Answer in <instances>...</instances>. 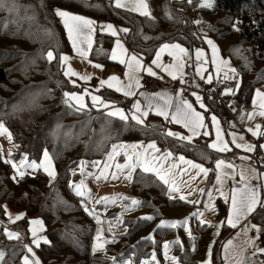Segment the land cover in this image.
<instances>
[{"label": "trees", "instance_id": "1", "mask_svg": "<svg viewBox=\"0 0 264 264\" xmlns=\"http://www.w3.org/2000/svg\"><path fill=\"white\" fill-rule=\"evenodd\" d=\"M151 1L155 18L116 8L113 0H5L0 7V123L11 133L12 145L21 147L30 161L39 160L41 153L48 151L56 172L53 182L37 171L34 177H23L15 184L10 165L0 159V220H4L2 204L25 216L21 223L23 228L18 230L22 241H6L13 244L10 257L14 263L8 257L1 264H21L15 257L24 252L27 220L37 217L44 224L48 240L47 245L37 250L42 264H123L128 259H133V264H141L152 255V240L156 242V250L161 251L164 231H156L152 238L151 227L142 233L141 228L152 224L158 214L163 215L160 204L167 200L166 186L150 173L135 170L129 182L133 193L130 197L142 203L141 207L147 204L153 210H149L152 216L136 208L132 219L123 218L122 226L128 230L127 234L107 241L104 254L108 258L92 253L96 232L94 218L84 212L83 200L70 184H78L80 173L76 170L79 167L103 163L119 143L154 142L208 169L209 181L213 179L212 165L218 158L228 162L234 157L212 152L205 140L193 144L173 140L166 135L162 121L152 116L139 125L92 107L78 111L64 102V93L81 92L84 87L72 84L63 74L60 57L70 55L71 49L61 21L56 19L57 8L89 17L98 24H114L117 30L127 29L119 34L127 52L146 62L164 44H178L192 52L204 49L203 40H211L220 58L228 57L240 78L232 94L234 104H248L256 86L264 84V0H213L211 9L202 10L199 9L201 0ZM199 14L209 27L206 39L195 27ZM96 31L88 58L99 63L104 72L110 68L121 72L123 68L108 59L113 38ZM49 51L55 56L51 62L47 59ZM208 87L210 85L200 86L201 90ZM97 96L116 106H126L118 95L105 88L98 91ZM201 97L206 123L210 115L216 116L223 125L229 121L231 116L226 110ZM259 146L258 143L257 157ZM226 207L222 206L223 216H226ZM263 219L264 207L260 206L251 220L260 226ZM205 230L208 231L206 227L197 229L198 233L191 231L190 239L179 236L182 246L177 245L174 251L180 264H199L204 258L210 240L209 236L202 255L200 235ZM147 231L148 235H143ZM233 232L224 223L219 240L211 249L210 264H222L220 248ZM130 240L134 241L133 247L129 246ZM117 246H126L128 250L115 254L112 248ZM157 257L160 258L161 253Z\"/></svg>", "mask_w": 264, "mask_h": 264}, {"label": "rangeland", "instance_id": "2", "mask_svg": "<svg viewBox=\"0 0 264 264\" xmlns=\"http://www.w3.org/2000/svg\"><path fill=\"white\" fill-rule=\"evenodd\" d=\"M115 4V0L113 1ZM144 2L148 5V12L150 15L148 17L155 18L157 15L153 12V7H152V1L151 0H144ZM205 3H207L209 6H203ZM132 4L129 2V7H131ZM213 6V0H201V3L199 5V9H211ZM60 9V8H57ZM56 9V10H57ZM123 11H129L132 14L135 15H140L139 12L136 11H130L126 8H119ZM56 10L55 15H56ZM61 10V9H60ZM63 11V10H62ZM70 13V12H68ZM70 14L72 15H77L71 12ZM80 16V15H78ZM86 19H89V17H84ZM56 19H59L61 21V24L64 27V32L66 34L67 40H68V46H70L71 49V54L67 55L69 57V60L66 64H63L64 67V72L70 67L72 71L76 72L79 74V76H84L87 75L90 77L89 80H82L79 78V76H64L65 78L74 84L84 87V90L81 92L74 91L72 93L66 92L69 94H76V95H83L84 96V103L86 107L84 108H79V106L75 103V101L70 102L72 108L78 109V111H84L88 110L90 107H92L95 110H100L106 111V114L109 112L115 111L117 109L121 110L124 115L127 117V119H121L119 116H112L114 118H120L121 120H128L132 119L131 117L133 116L132 109L123 108L120 105H114L112 103L106 102L104 100H100L101 103H97L95 106H93V101H92V96H97V92L105 88L108 91H112L115 95L119 96V99L124 101V103L132 100L133 104L135 103V97L139 94L141 90V84L143 83V79L145 76L147 77H152V78H159L161 81L164 83H172L173 81L176 82H181V78L179 73L177 74V79L173 80L172 77L165 71H162L161 67H157L155 64H153V60L156 59V55L159 52L160 48L156 51L155 55L152 56V58L146 62L144 59L141 57L137 56V58L140 61L141 67L138 70H130L127 67V64H121L119 63V59H124L126 62L130 60V57L134 54L130 53L128 54L127 51L123 57L120 56V49L116 48V43L119 41V43L123 46V49L126 50L125 45L122 44L120 40V30H117V27L113 24V28L117 31V35H112L107 28L103 27L105 25H108L110 23H97L94 21L93 29L90 33L91 35V41L92 45L91 48H88L87 42H82L80 43L79 47L82 48L84 51L87 52L86 57H81L73 48L72 42L69 40L68 37V32L67 29L64 26V23L62 21V18L56 15ZM91 20V19H89ZM93 21V20H92ZM197 31L201 36H203L205 39L208 38L207 32H208V24L204 21V19L201 17V14L198 15L197 17ZM96 30L100 32H104L105 34L111 36L113 38V43H112V48L109 54L108 59L112 62H117L123 69L121 72H118L116 69H108L107 71L104 72L102 66L94 61H91L88 57L91 54L92 48H93V43H95L96 40ZM89 35L87 29L84 30V33L82 34V39L83 36ZM170 45H176L174 43H171ZM181 46V45H180ZM182 47V46H181ZM187 50V48L182 47ZM116 51L117 53V60L112 59V52ZM197 50H200L203 52V56L199 61L196 60L195 54ZM170 52H174L175 55H182L178 52V50L174 49H167L165 52L161 53V59L160 63L162 66H167V65H174L176 63V60L174 58V55H170ZM188 52V56H182V60L184 63V67L182 69L183 72V77L182 79L188 78L190 79V83L193 84V87L196 89H200L199 93L201 91V84L203 86H207L213 83V80L215 79L216 81L219 79L224 80L226 83H235L236 85L240 84V78L237 76L236 71L232 72L229 69H234V65L230 61L228 57L220 59V61H227L226 65H220V71L217 72V65L215 64H210V58L207 54V52L204 49L198 48L194 49L192 52ZM213 63V62H212ZM95 65H100L101 67H95ZM151 68L152 71L156 75H149L147 69ZM198 69L202 70V75L203 79L201 78V75L197 74ZM172 71H175L173 68ZM126 73L128 75H126ZM227 74V77H226ZM131 75L135 79L131 81L133 83V91L136 93L134 96H125L123 92H118L115 90V85L116 81H111V83L114 85V87L109 88L107 84L101 85V81H109V79L113 76L117 77L119 81L123 84H128L130 81L128 79V76ZM211 76L212 77V82L208 83L207 78ZM139 81V87L135 86V81ZM181 86V84H180ZM259 90L260 92L264 93V84L261 86H256L255 90L252 92L250 100L247 105L245 104H234L232 105L233 112L229 113L231 116L229 121L226 123L221 124L218 118L216 117V120L219 122L218 127L220 129V135L224 141V143L227 144L228 148L230 149L229 151H216L209 147L210 144L217 142L216 141V126L213 125L211 117L213 115L209 116L208 123H206L205 128L199 135L196 137H192L191 144L195 143L197 140H205L207 142L208 148L212 151L217 153L219 156L226 157L233 155L234 159H231L230 161H226L223 158H218V160H224L226 164H232L234 167L233 168H226L223 167L221 169H217L215 167L216 162L214 163L213 166V179L212 181L208 180V173L205 176L203 173H199L197 169H192L189 165L184 164L179 158L182 155H179L177 153H173L169 150H164L162 146H158L154 142H147L146 144L143 143H132V144H121L119 143L118 145L114 146L113 149L115 148V153L113 152V149L111 150L110 154L105 158V161L102 162H93L91 165L87 166L86 168H78L76 172L80 173L79 175V181L78 184L83 180L84 185L86 190H88L91 194V198L87 197H80L83 200V206L85 208V213L89 214L92 218H94L95 225L96 227V232H95V237L93 239V244H92V253H97L100 254L104 258H108L104 254V247L108 244V240H111L110 238L117 237L118 235H121L122 233L128 232L122 226L123 218L125 217L127 219H132L131 214L134 213V210H142L143 212L141 213H146L150 214L149 216H152V213L149 211L151 208L147 204H143V207H141L142 203H139L137 206H133L131 204L132 200H136L135 198L130 197L131 191L129 188V180L125 179L124 177L127 175L128 170H124L123 173H121L117 168L116 165H124L126 164L127 161V156L125 153L127 152L128 154H132V149L130 148H122L120 147L121 145L128 146V145H138L135 149L136 152H144L147 149V145L149 144H155L156 148H158L160 151L155 152L153 149H147L149 153V158H152L153 156L159 157L162 156L164 153L170 152L172 155L171 157L164 161V166L165 168L170 167L172 164L177 165L175 169H173V172L176 173L175 175V180L177 185L180 187V191L173 193L172 198L169 196L168 188L169 185L166 186V191H167V200H163L160 204L161 209L163 210V215L161 216L160 214L157 215V218L155 221H153L152 224H149L148 226L142 227L141 228V233L143 232L144 229H148L151 227V236L152 238L155 237L156 231H164L165 236L163 243L161 245V251H157V245L156 242L152 240V255L149 260H144L142 261L141 264H174L173 258H175L176 264H180L179 261L176 258V253L174 250L177 249L178 246H182L180 242V235H183V238H188L190 239V233L191 231H194L198 233L197 229H203L207 228L205 232H202V241L200 244V249L202 255L204 254L205 251V246L207 244V240H210L207 244L206 251L204 258L201 259L199 264H209V260L211 263V259L209 257V252L211 253L213 249L214 244L219 240V234L221 233V229L224 226V223L221 224V222L225 220V216H223V208L224 204L227 206L228 198L231 194V189H232V182L239 181L238 183H241L243 185L248 184L249 186L257 187L259 185L257 178L254 179H248L246 181L241 180V171H245V174L247 176H251L252 171L254 170L256 174H258L256 170V162L258 161V157L256 153V145H260V149H264V116L260 115L259 113L261 111H264V109L259 108V100L256 96V92ZM202 92V91H201ZM65 94V93H64ZM199 96V95H198ZM98 97V96H97ZM201 97V96H200ZM64 102L66 101V97L64 95ZM195 98V97H194ZM234 98V97H233ZM235 101V100H234ZM254 101H257L256 105L254 106ZM203 103L202 97L201 101L198 102L196 100V105L200 107V103ZM104 103H107L109 107H104ZM68 104V103H66ZM132 104V105H133ZM69 105V104H68ZM132 107V106H131ZM204 109V108H202ZM251 115V119H249V116ZM133 120V119H132ZM135 121V120H134ZM136 122V121H135ZM137 123V122H136ZM142 125V124H140ZM257 126L259 128L257 129ZM6 128V127H5ZM251 129V131L249 130ZM207 131L209 133L208 136H204L203 133ZM253 132H257V135H253ZM186 136H190L189 134ZM169 138L173 137L168 136ZM240 137H243L241 140ZM235 138V142L234 141ZM176 139V138H175ZM262 139V140H261ZM177 141H180L176 139ZM182 143H189L187 141H181ZM13 141L11 143L7 139V136H0V156L1 160L4 163H8L10 165V168L12 170V180L15 184H18L20 180L23 177H34L36 172L43 173L49 181H54L56 179V172H55V167L52 163L51 160V171L54 172V178L52 176H49L48 173L44 170L43 167H40V165L43 164L44 162V152L43 151L38 158L39 160L35 161H30L27 158L26 163L31 164L35 162V164L38 166L36 170H33L32 168L25 167L23 168L24 175L23 177H20L17 175L16 170L12 167V163H15L18 167L22 164L24 161L25 155L22 152L21 147L12 145ZM237 144L241 145H251L253 148V151H245L244 148H238L236 147ZM48 153V151H46ZM259 152V151H258ZM11 153V156L8 154ZM49 155V153H48ZM50 156V155H49ZM109 156H112V159H109ZM259 156V155H258ZM27 157V156H26ZM183 157V156H182ZM243 157H246L247 159H243ZM185 160H187L184 157ZM5 161H11L5 162ZM191 161V160H189ZM195 163V162H193ZM198 164V163H195ZM199 165V164H198ZM202 166V165H201ZM205 168V167H204ZM206 169V168H205ZM106 170V175H108L107 180H99L97 181L95 179L96 176L100 175L101 171ZM136 170H140L143 173L147 174L150 173V175L154 176L159 182L160 181L157 176L152 173V172H144L141 168H136ZM186 170V172H185ZM82 171L84 174H82ZM116 173L119 176V179H111V174ZM133 172L131 173L132 176ZM220 177L221 182H217V177ZM15 177V179H13ZM189 182V186H185L183 182ZM163 183V182H162ZM209 193L211 194V199H209ZM183 195L185 197V200H181L180 196ZM108 197L110 198L109 202L105 203V201L102 200V198ZM122 197H126L127 199H122ZM99 202V203H98ZM1 208L4 211L3 217L4 220L3 222L0 220V252L4 254L3 260H7L8 257L10 260L13 262V258L10 257L11 254V248H12V243L9 242L7 243L6 241H12V242H20L22 241V235L21 233L18 232V230H22V222L25 219V216L23 215L22 212H13L10 208H8L5 204L1 205ZM5 208L7 211H5ZM87 209V210H86ZM128 209V210H126ZM153 212V210H151ZM91 213V214H90ZM111 216L108 217L110 214ZM202 213L203 215H199ZM196 214V215H194ZM145 215V214H144ZM154 215V213H153ZM17 216L22 217L21 219H15ZM11 217L12 219H10ZM142 218V217H141ZM185 219L188 220V223L186 225H178L177 227H168L166 222H171V221H184ZM149 220V219H147ZM14 221V222H13ZM32 221H39L38 224H33L31 223ZM203 221V223H202ZM21 224V225H20ZM27 227L26 229V234H27V239L26 241L24 240V252L20 256V254L16 255L15 258H17L18 262L23 264V257L28 255L30 257L31 261L38 260L39 264L41 263V260L39 257H37V250L40 247H43L47 245L48 243H45L44 241H48L45 235V229H43L44 224L40 217L33 218L30 220H27ZM254 225L253 223H247V226ZM245 227V228H246ZM259 227V226H258ZM35 230L36 235L33 237L32 230ZM11 231L14 233L19 234V239H9L6 237L4 234L5 231ZM209 232V235H208ZM100 236V240H97V236ZM242 234L244 236H240L238 238H234L232 241V244L228 246V252H225V246L228 245V242L224 245L222 250V264H236L237 260L244 259L245 257L247 258L246 264H249V262H254V264H261L258 261L259 255H262L264 253L256 252L255 255L252 253L255 251V249H262L261 242H260V235L259 232H256L255 230L248 231L245 234V229L242 231ZM143 235H148V231L144 232ZM34 239H38L40 241L39 246L37 247L36 244H34ZM229 240V241H230ZM176 241H179V243H176ZM254 242V246L252 244H249L247 242ZM99 244L101 247L98 250L94 251L95 246ZM134 241L130 240L129 241V246L133 247ZM120 245L121 242H120ZM165 245H169L167 249H165ZM31 247L32 251L34 253V256L29 254L27 252V247ZM241 249H246V251L241 252ZM112 250L114 251L115 254L117 253H122L123 251L126 252L128 250V247L126 246H117L113 247ZM5 253L6 256H5ZM161 253V257L158 258L157 255ZM228 256V260H225V256ZM201 258V256H198ZM136 259V258H134ZM192 259H195L194 257ZM191 259V260H192ZM133 260V259H132ZM131 259H128L126 261H123V264H133ZM8 262V261H6ZM5 262V263H6ZM2 262H0L1 264ZM14 263V262H13Z\"/></svg>", "mask_w": 264, "mask_h": 264}, {"label": "snow or ice", "instance_id": "3", "mask_svg": "<svg viewBox=\"0 0 264 264\" xmlns=\"http://www.w3.org/2000/svg\"><path fill=\"white\" fill-rule=\"evenodd\" d=\"M129 2H131L132 6L129 7ZM189 2H191V0H189ZM5 3V0H0V7H3ZM203 6H209L207 3H205ZM115 7L116 8H126L130 11H136L139 12L141 15H145L148 16L150 15V13L148 12V5L144 2V0H115ZM10 11L12 10L11 8L9 9ZM56 15L62 18V21L64 23L65 28L67 29L68 32V37L69 40L72 42V46L74 48V50L81 56V57H86L87 56V52L84 51L82 48L79 47L80 43L82 42H87L88 44V48H91L92 45V41H91V35L90 33L92 31H94L93 29V25H94V21L86 19L82 16H78V15H72L66 11H62L60 9L56 10ZM105 28H107V30H109L111 32L112 35H117V31L113 28V26L111 24L105 25L103 26ZM87 29L89 35L87 36H83L82 39V34L84 33V30ZM239 30V29H237ZM120 31H124L126 32L127 29H121ZM207 43L212 47V51H213V63L217 64V72H219L220 69V65H226L227 61H219L217 62V49L216 46L213 44V42L211 40H208ZM116 48L120 49V56L123 57L126 53V50L123 49V46L119 43V41H117L116 43ZM167 49H174V50H178V52L182 55H175L174 52H170V55H174V58L176 60V63L174 65H167V66H162L160 63V59H161V53L165 52V50ZM182 56H188V52L186 49L182 48L180 45L176 44V45H169V44H164L159 52L156 55V59L153 60V64H155L157 67H161L162 71L167 72L173 80L177 79V74L179 73L181 81L183 82V72L182 69L184 67V63L182 60ZM203 56V52L200 50H197L196 54H195V58L197 61H199L201 59V57ZM47 59L49 62H51L53 59H55V56L53 54V52L49 51L47 53ZM112 59L113 60H117V53L114 50L112 52ZM60 60L63 64H66L69 60L68 56H61ZM119 63L121 64H127V67L130 70H138L141 67L140 61L137 58V56L132 55L130 57V60H128L127 62L124 59H119ZM95 67H101L100 65H95ZM175 69V71H172V69ZM230 71L234 72V69H229ZM148 74L149 75H156L152 69L149 67L147 69ZM65 76H79L78 73L72 71V69L69 67L65 72H64ZM197 74L201 75V78L203 79V75H202V70L198 69ZM126 75H128L126 73ZM227 77V74H226ZM80 79L82 80H89L90 77L87 75L84 76H79ZM129 79V83L128 84H123L119 81V79L115 76L111 77L109 79V81H101V85L107 84V86L109 88L114 87V85L111 83V81H116V85H115V90L118 92H123V94L125 96H134L136 93L132 90L133 89V83L131 81H133L135 78L131 75L128 76ZM207 82L211 83L212 82V77L209 76L207 78ZM75 83V82H73ZM135 86L139 87V81L136 80L135 81ZM232 90L228 89L226 90L225 94H229L231 93ZM66 97V103L69 104V106H71L72 101H75V103L79 106V108H84L86 107L85 103H84V96L83 95H76V94H69V93H65L64 94ZM256 96L259 100V108L264 109V93L260 92L259 90H257L256 92ZM196 100L198 102L201 101V97L200 96H196ZM92 101H93V106H95L97 103H101L100 101V97L97 96H92ZM254 106L256 105L257 101H254ZM104 107H109V105L107 103H104ZM152 107L151 103H149L148 105V109L150 110ZM200 107L204 108L205 105L201 102L200 103ZM134 108L136 110V112L140 113V116H136L133 115L131 118L133 120H135L138 124H142L143 120L141 119V117H146L148 115V111H141V107L139 102H137L134 105ZM173 105L171 104L170 100H165V106L164 107H159L157 108L156 114L163 116L165 120L169 119V109H172ZM260 115L264 116V111H261L259 113ZM109 116H119L121 119H127V117L124 115V113L117 109L115 111L109 112L108 113ZM251 115L249 116V119H251ZM213 125L216 126V141L212 144L209 145V147H211L212 149L216 150V151H220V152H224V151H229L230 149L228 148L227 144L224 143L221 135H220V129L218 127V121L216 120L215 116L211 117ZM171 122L172 123H179L181 124L184 128L188 129V131L192 134L191 136H182L178 133H174L172 131H168L166 133L167 136H172V137H176L178 140L180 141H187V142H191L192 137L199 135V129L205 127L204 125V117L195 111V109L193 108L192 104H190L187 100H181L177 105L174 106V111L173 114L171 115ZM259 128V126H257V129ZM251 131V129H249ZM257 132H253V135H257ZM204 136H208L209 133L207 131H205L203 133ZM0 136H7V139L9 140V142L11 143L12 141V136L11 133L8 131L7 128H5V126L3 125V123H0ZM240 139L242 140L243 137H240ZM235 142V138L234 141ZM120 147L122 148H130L132 149V154H128L127 152L125 153V155L127 156V163L124 165H116V168L123 173V171L126 169L128 170L127 175L124 177L125 179H128L129 181L131 180V173L134 172L136 170V168H141L144 172H152L154 173L157 178L162 181L165 185H169L168 188V192H169V196L170 198H172V194L179 192L181 189L180 187L177 185L176 180H175V175L176 173L173 172V169H175L177 167V165L172 164L170 167L165 168L164 166V161L168 160L171 157V153H164L162 156L159 157H155L153 156L152 158H149V153L147 151V149H153L155 150V152H159L160 150L158 148H156L155 144H149L147 145V149L144 152H136L135 149L137 147H139L138 145H128V146H124L121 145ZM236 147L238 148H244L245 151H253V148L251 145H241V144H237ZM113 152L115 153V148L113 149ZM9 156H11V153L8 154ZM109 159H112V156H109ZM184 164L189 165L192 169H197L199 173H203L205 176L208 173V169H205L204 167H202L201 165L195 164L192 161H188L185 160L184 157H180L179 158ZM243 159H247L246 157H243ZM27 157H24V161L22 162V164L18 167L15 163H12V167L16 170L17 175H19L20 177H23L24 175V171L23 168L25 167H29L32 168L33 170H36V168L38 167L35 162L31 163V164H27ZM5 162H9L11 163V161H5ZM40 167H43L44 170L48 173L49 176H52L54 178V172L51 171V158L49 157L48 153L45 151L44 152V162L42 165H40ZM215 167L217 169H221L223 167L226 168H233L234 166L232 164H226L224 160H218L216 162ZM186 172V170H185ZM82 174L83 171H82ZM241 175V180L242 181H246L248 179H254L257 178V174L256 172L253 170L251 176H247L245 174V171H241L240 173ZM109 177L108 175H106V170L105 171H101L100 175L96 176L95 179L97 181L103 179V180H107ZM13 179H15V177H13ZM111 179L115 180V179H119V176L116 173H112L111 174ZM217 182L220 183V177L218 175L217 177ZM185 184V186H189L190 184L189 182L185 181L183 182ZM70 187L73 188L75 194L77 196L80 197H87V198H91V194L88 190H86L85 185H84V181L82 180L79 184L76 185H71ZM122 199H127L126 197H122ZM181 200H185V197L183 195L180 196ZM209 199H211V194L209 193ZM103 201H105V203L109 202L110 198L108 197H104L102 198ZM99 203V202H98ZM139 201L137 200H132L131 204L133 206H137L139 205ZM260 204L261 206H264V202L260 201L259 199V193L256 192L253 188H251L248 184H245V187L243 189L240 190H233V194L231 196V210L229 213V216L227 217V225L230 227H236L237 224L240 222L241 219L246 218L249 214H251L256 206ZM87 210V209H86ZM128 210V209H126ZM5 211H7V209L5 208ZM91 214V213H90ZM196 215V214H194ZM199 215H203L202 213H200ZM10 219H12L11 217H9ZM22 217L17 216L15 219H21ZM146 219H151V217H147ZM14 222V221H13ZM31 223L33 224H38L39 221H32ZM168 227H177L178 225H186L188 223V220L185 219L184 221H171V222H166ZM203 223V221H202ZM224 222L222 221L221 224H223ZM251 230H255L256 232L260 231V228L257 225H250L247 226L245 228V234L248 231ZM33 233V237H35L36 232L33 229L32 230ZM6 235L7 238L9 239H19V234L18 233H14L11 231H5L4 233ZM97 240H100V236L98 234L97 236ZM34 244H36V246L38 247L40 244V241L38 239H34ZM45 243H48V241H44ZM176 243H179V241H176ZM249 244H252L254 246V242H247ZM232 244V241H228V245L225 246V252H228V246ZM27 247V246H25ZM101 247V245L97 244L94 248L95 250H98ZM165 249H167L169 247V245H165L164 246ZM246 251V249H241V252ZM27 252L29 254H31L32 256H34V253L32 251L31 247H27ZM256 252H260V253H264V249H255V251L252 253L253 255L256 254ZM3 256L4 254L2 252H0V262L3 261ZM211 256V253L209 252V257ZM114 259V258H113ZM225 260H228V256H225ZM246 260L247 258L245 257L244 259L241 260H237L236 264H246ZM174 264H176L175 262V258H173ZM23 264H39L38 260L35 261H31L30 257L28 255L23 257ZM209 264H210V260H209ZM249 264H254V262H249Z\"/></svg>", "mask_w": 264, "mask_h": 264}, {"label": "crops", "instance_id": "4", "mask_svg": "<svg viewBox=\"0 0 264 264\" xmlns=\"http://www.w3.org/2000/svg\"><path fill=\"white\" fill-rule=\"evenodd\" d=\"M203 41L205 42L204 50L207 52L206 55L209 56L210 61H211L210 64L217 65L216 63H212L213 62V51H212V47L207 43L208 40H203ZM122 44H123V42H122ZM127 53L130 54L129 52H127ZM216 56H217V62H219L221 58H220V56L218 54V50H217ZM145 77H147V76H145ZM189 87H191V90L193 91L191 93V95L189 96L191 98V102L188 101L187 99L186 100L190 104H192V106H193V108L195 109L196 112L200 113L204 117V113L202 111L203 109L202 108H199L196 105V103H195L196 102V96H198V95L201 96V94L199 93V90L200 89L194 88L193 87V84H190ZM134 99L136 101H135V103L131 107V109H132V112L131 113L133 115L140 116V113L139 112H136V110L134 108V105L137 102H139V104H140L141 111H148V115L146 117H141V119L143 120V123L145 122V120L147 119V117L152 116L153 118H156V119L162 121V123L166 127V133L168 131H172V132L178 133V134H180L182 136H186L188 134L190 136L192 135L188 131V129L184 128L181 124H179V123H172L171 122V115L173 114L174 106L177 105L181 100H185L184 98L181 97L180 91H177L176 93L175 92H172L171 93V92H168V91L165 90V91H162V92L160 91L157 95H154V96L147 95L146 93L142 94V93L139 92V94ZM165 100H170L171 101V104L173 105V108L172 109H169V119L168 120H165L163 116H160V115H157L156 114L157 108L164 107L165 106ZM149 103H151V105H152V107H151L150 110L148 109ZM134 123H136V122L134 121ZM205 123H206V121H205V117H204V125H205ZM136 124H138V123H136ZM204 128L205 127L199 129V133H201V131H203ZM194 137H196V136H194ZM258 150H259V157H258V161L256 162V170L258 172V174H257L258 175L257 181H258L259 185L257 187H253V186H250V187L253 188L256 192L259 193V199H260V201L264 202V149H260V146H259V149ZM232 159H234V157ZM238 182L239 181L232 182L231 194H230V196L228 198L227 207H226L227 208V211H226V216H225V220H224V223H225L226 227H228L232 231L234 230V232H233L232 236L224 243V245L230 239L231 240H234V238H238L240 236H244L242 234V231L245 229L247 223L250 222V223H253L254 225L259 226L258 224L255 223L254 220H251V217L256 212V210L261 206L260 204H258L256 206L255 210L251 214H249L246 218L241 219L240 222L237 224L236 227H230V226L227 225V222L226 221H227V217L229 216V213H230V210H231V196L233 194V190L234 189L240 190V189H243L245 187V185H243L241 183H238ZM259 237H260L259 239H260V242H261V246L263 247L262 238H261V236H259ZM224 245H223V247H224ZM262 249H264V248H262ZM220 250H221V248H220ZM221 255H222V250H221ZM259 257H260V255H259ZM259 257H258V261L260 262ZM261 264H264V263H261Z\"/></svg>", "mask_w": 264, "mask_h": 264}, {"label": "built area", "instance_id": "5", "mask_svg": "<svg viewBox=\"0 0 264 264\" xmlns=\"http://www.w3.org/2000/svg\"><path fill=\"white\" fill-rule=\"evenodd\" d=\"M190 82V79L185 78L183 79V82L173 81L172 83H164L159 78L155 79L152 77H145L143 79V83L141 84L142 86L140 93H146L147 95L154 96L157 95L160 91L162 92L165 90L171 93L180 91L181 97L191 102V98L189 96L193 91L191 90V87H189V85L191 84ZM228 89H231L232 92L229 94H225L226 90ZM236 89L237 87L235 83H226L219 77L217 81L215 79L213 80V83L210 84V87L205 90H201L202 92L200 91V94L211 102L216 103L219 107H222L228 113H232V105H234V98L232 94L236 92ZM132 104V100L126 102V106L128 108H131ZM259 228V235L261 236L263 241L262 248H264V221L261 223ZM259 260L261 263H264V254L260 255Z\"/></svg>", "mask_w": 264, "mask_h": 264}]
</instances>
